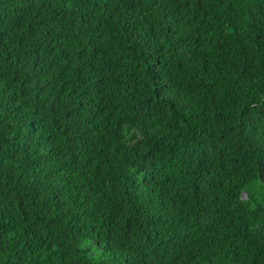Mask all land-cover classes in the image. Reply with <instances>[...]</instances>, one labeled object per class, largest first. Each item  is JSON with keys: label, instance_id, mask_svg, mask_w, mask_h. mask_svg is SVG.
Here are the masks:
<instances>
[{"label": "trees", "instance_id": "1", "mask_svg": "<svg viewBox=\"0 0 264 264\" xmlns=\"http://www.w3.org/2000/svg\"><path fill=\"white\" fill-rule=\"evenodd\" d=\"M0 264H264V0H0Z\"/></svg>", "mask_w": 264, "mask_h": 264}, {"label": "water", "instance_id": "2", "mask_svg": "<svg viewBox=\"0 0 264 264\" xmlns=\"http://www.w3.org/2000/svg\"><path fill=\"white\" fill-rule=\"evenodd\" d=\"M241 196H244V193H241Z\"/></svg>", "mask_w": 264, "mask_h": 264}, {"label": "clouds", "instance_id": "3", "mask_svg": "<svg viewBox=\"0 0 264 264\" xmlns=\"http://www.w3.org/2000/svg\"><path fill=\"white\" fill-rule=\"evenodd\" d=\"M244 196H245V194H244Z\"/></svg>", "mask_w": 264, "mask_h": 264}]
</instances>
